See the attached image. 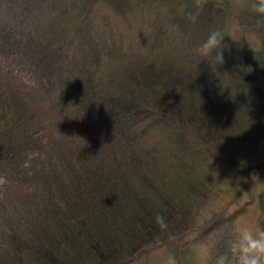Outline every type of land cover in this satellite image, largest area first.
<instances>
[{"label":"trees","instance_id":"16d2710c","mask_svg":"<svg viewBox=\"0 0 264 264\" xmlns=\"http://www.w3.org/2000/svg\"><path fill=\"white\" fill-rule=\"evenodd\" d=\"M252 2L0 0V264H198L264 229Z\"/></svg>","mask_w":264,"mask_h":264},{"label":"clouds","instance_id":"9594fccd","mask_svg":"<svg viewBox=\"0 0 264 264\" xmlns=\"http://www.w3.org/2000/svg\"><path fill=\"white\" fill-rule=\"evenodd\" d=\"M257 16L264 18V0H253L249 6ZM225 35L220 31H212L197 49L198 55L210 58L218 65L224 63L223 44ZM157 225L161 230H167L165 218L159 214L155 217ZM232 255L219 254L213 257L210 251L200 257L201 264H264V229L251 226H241L237 239L231 249ZM166 264H177L174 256H169Z\"/></svg>","mask_w":264,"mask_h":264},{"label":"rangeland","instance_id":"374dc122","mask_svg":"<svg viewBox=\"0 0 264 264\" xmlns=\"http://www.w3.org/2000/svg\"><path fill=\"white\" fill-rule=\"evenodd\" d=\"M216 1L219 3H223V0H216ZM231 1H234V0H229V2ZM249 19L254 26L258 27V30L260 32L264 33V18L255 16V18H249ZM200 254H202V252H200ZM200 257L198 259V264H201ZM167 258L168 256L166 255V253L156 252V253H152L146 258H143L139 263H136V264H166Z\"/></svg>","mask_w":264,"mask_h":264}]
</instances>
